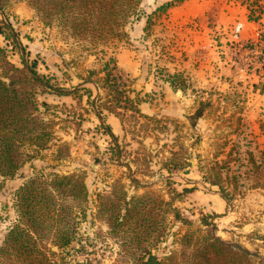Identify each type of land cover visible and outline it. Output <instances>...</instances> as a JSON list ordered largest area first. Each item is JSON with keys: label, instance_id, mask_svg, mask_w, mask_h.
<instances>
[{"label": "rangeland", "instance_id": "374dc122", "mask_svg": "<svg viewBox=\"0 0 264 264\" xmlns=\"http://www.w3.org/2000/svg\"><path fill=\"white\" fill-rule=\"evenodd\" d=\"M168 1L141 0L119 36L77 40L60 15L38 11L33 0H5L0 27L7 34L3 24L9 25L17 45L0 34V47L7 62L50 87L28 86L52 136L38 150L23 145L30 157L13 176L0 175V246L20 222L18 191L27 181L51 187L54 177L72 175L85 197L56 198L72 207L73 237L62 248L45 239L38 248L46 264H191L193 251L214 239L238 255L247 251L248 262L239 264H264V1L254 10L258 21L248 20L250 0H181L164 8ZM237 23L243 28L233 39ZM251 42L259 68L239 76ZM216 56L226 57L231 74L214 80L221 71L215 63L213 80L206 71L196 78V59L205 65ZM107 62L130 82L140 113L155 122L141 118L133 127L106 110L98 116L97 98L106 94L94 81ZM248 151L263 167L259 182L229 185L226 201L204 170L216 158L240 153L246 160ZM171 152L182 166L169 172L163 165ZM132 204L139 213L124 224Z\"/></svg>", "mask_w": 264, "mask_h": 264}, {"label": "trees", "instance_id": "16d2710c", "mask_svg": "<svg viewBox=\"0 0 264 264\" xmlns=\"http://www.w3.org/2000/svg\"><path fill=\"white\" fill-rule=\"evenodd\" d=\"M261 1L264 0L246 2L245 7L250 13L248 20H259L254 10ZM140 2L141 0H33V3L38 4V11L46 15H60V19L67 23V30L77 40L81 37L109 39L119 36L122 34L120 28L136 12ZM179 2L181 0H170L163 7H172ZM4 4L5 0H0V9ZM3 27L8 33H4L0 27V34L7 40L10 38L16 46L15 35L9 31V25L3 24ZM0 62V175L11 177L24 164L26 158L30 157L20 148L28 144L36 150L41 149L52 136L51 123L44 120L34 100L33 87L28 86L31 82L43 88L50 87L41 82L42 77L36 72L32 71L30 75L26 72L27 69H19L7 62L1 47ZM103 72V77L94 81V85L102 88L106 94L103 101L100 96L97 98L98 116L106 110L117 115L123 125L126 120L133 127L141 118L148 123L155 122L154 118L140 113L138 100L130 96V82L116 66H110L107 62ZM52 90L59 95L73 93ZM42 105L45 110L48 109L46 103ZM107 133L115 139L112 133ZM178 152H182V147H179ZM179 153L171 152V157L164 162L163 166L169 172L182 166L177 161ZM245 154L249 155L246 160L240 153L233 159L229 156L220 160L216 158L204 170L205 180L218 186L226 201H229V185L234 188L239 185L248 186L249 180L259 182L263 167L261 163H253L251 152ZM231 163L236 164L235 170L230 167ZM249 164L252 165L249 167ZM51 185L50 187L49 183L32 178L19 189L17 204L20 222L8 231L0 246V258L7 259L9 264H46L44 253L38 248L39 245H45V239H49L58 248L67 246L72 240V207L56 198L66 195L84 199L85 188L72 175L56 176ZM250 186L257 188L261 185L254 183ZM137 199L139 198L134 201ZM133 213H139L136 204L127 209V214L123 216L124 224L130 222ZM110 220L116 221V216L110 215ZM145 254L149 253L144 250ZM248 254L245 250H241L239 255L233 253L220 240L214 239L195 249L188 259L191 264H239L240 260L248 262ZM0 264L3 262L0 261Z\"/></svg>", "mask_w": 264, "mask_h": 264}, {"label": "crops", "instance_id": "0c3cea01", "mask_svg": "<svg viewBox=\"0 0 264 264\" xmlns=\"http://www.w3.org/2000/svg\"><path fill=\"white\" fill-rule=\"evenodd\" d=\"M251 38H252V40H253V35L251 36ZM216 48V47H215ZM219 48H222V50L223 51H221L220 53H222V54H225V51H224V49H223V46H219ZM226 55V54H225ZM213 59V62H211V61H208V59L207 60H205V65H204V63L199 59V58H197L196 60H198V64H197V66L193 69V73L197 76L196 78H199L200 76H202V73H203V71H206V76H208V77H210V73H212L213 74V72L212 71H216V73H217V71L218 70H215L216 68H215V63L216 64H218L219 66H218V68L221 70L220 72H219V74L217 73V75H215V74H213V76H214V80H216L217 78H218V76L219 75H221V73H224V72H229V74H231V71H233V70H231L232 68L231 67H229V68H227V67H224V66H227V65H225L226 64V62H227V60H226V57H223V56H221V57H212ZM209 63H212L211 65L209 64ZM203 68H205V70H203ZM258 68L259 67H257V68H255L254 70H253V73H255V70L257 71L258 70ZM212 69H214V70H212ZM237 74V72L235 73V75ZM239 74V73H238ZM241 76V75H240ZM210 80H213V77H210ZM197 82L199 83L200 81H198V79H197ZM264 97V91H263V95H262V98Z\"/></svg>", "mask_w": 264, "mask_h": 264}, {"label": "built area", "instance_id": "2783aa9c", "mask_svg": "<svg viewBox=\"0 0 264 264\" xmlns=\"http://www.w3.org/2000/svg\"><path fill=\"white\" fill-rule=\"evenodd\" d=\"M242 28H243V25H242V23H237L234 27H233V31H232V37H233V39H236L237 37H238V35L240 34V31L242 30ZM246 52H247V54L249 55V57H246L245 58V60H244V62L246 63L247 61L249 62V64L248 65H240V67H239V76L240 75H244V74H247L248 73V71H253L254 69H253V63H252V61H253V59H254V56L255 55H257L258 54V46H257V44L256 43H249V45H247V47H246ZM260 53V52H259ZM251 59H252V61H251ZM255 63H256V60L254 59V65H255ZM247 64V63H246ZM247 72V73H246Z\"/></svg>", "mask_w": 264, "mask_h": 264}]
</instances>
